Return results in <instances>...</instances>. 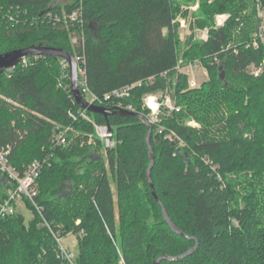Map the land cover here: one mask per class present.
I'll list each match as a JSON object with an SVG mask.
<instances>
[{
  "label": "trees",
  "instance_id": "16d2710c",
  "mask_svg": "<svg viewBox=\"0 0 264 264\" xmlns=\"http://www.w3.org/2000/svg\"><path fill=\"white\" fill-rule=\"evenodd\" d=\"M55 4L0 0V54L43 46L74 56L64 28L72 26L83 33L80 58L92 94L101 97L141 82L122 105L146 118L143 97L165 90L175 79L180 108L162 121L163 132L151 126L149 174L158 203L146 179L150 157L142 120L89 112L90 121L81 118L70 87L56 86L61 59L36 57L34 65L20 62L1 72L0 146L11 148L10 163L20 172L34 161L47 162L34 198L41 214L23 200L18 206L32 214L27 223L18 206L15 214L0 219V264H62L52 233L72 237L76 264H119V254L123 264H155L163 257L158 264H264V42L252 46L259 28L255 1ZM62 7L68 12L81 8L83 28L48 18ZM218 14L227 15L222 26L213 25ZM178 18L189 30L208 28L206 41L187 36L182 46L183 60L199 61L207 69L208 79L199 88L188 89L186 76L175 69L182 61ZM250 65L259 72L248 73ZM103 107L116 110L111 103ZM190 118L200 128L187 126ZM92 123L106 126L115 139L106 156L96 153L100 143L54 144L65 128L72 130L68 143L73 131L93 136ZM0 187L1 201L13 185L0 174ZM40 221L51 226L50 234L38 227Z\"/></svg>",
  "mask_w": 264,
  "mask_h": 264
},
{
  "label": "built area",
  "instance_id": "2783aa9c",
  "mask_svg": "<svg viewBox=\"0 0 264 264\" xmlns=\"http://www.w3.org/2000/svg\"><path fill=\"white\" fill-rule=\"evenodd\" d=\"M255 1L256 8V17L259 20L258 32L255 34L252 46L256 47L258 41L264 42V6L260 3L259 0ZM197 4L194 5L191 10L194 11L197 9ZM54 23H63V24H77L83 28L84 23L82 20V10L81 8H76L71 11L62 10L60 13L52 14L48 17ZM227 19V15H218L216 17V25L222 26ZM179 23V27L187 26L186 20L178 18L176 20ZM82 30V29H81ZM207 38L204 36V41ZM36 58V57H34ZM75 58V57H74ZM27 58H24L21 63L24 65ZM77 63V74H78V89L82 99L96 106H104L105 104H112L115 106L116 110H124L132 112L133 108L130 105H122V100L128 98L131 94V90L140 86L142 83L137 82L130 86H125L119 89H115L112 92L105 94L101 97L92 94L87 85L86 71L82 67L83 59L80 57L75 58ZM64 61V60H63ZM65 67L68 70L67 79H69V67L67 62H65ZM199 61H192L190 63L184 64L181 60L176 66V70L180 73L190 74L191 71L196 69L199 66ZM84 65V64H83ZM15 68V67H14ZM10 70H13L10 69ZM7 70V71H10ZM151 80V79H149ZM143 107L150 110L152 116L156 114V110L159 106V101L154 94L146 95L143 100ZM78 113L81 118L84 120H89L86 116L87 111L80 108ZM90 121V120H89ZM94 131L98 140H100L104 150L111 149L115 145V139L112 136L111 131L106 126H99L94 123ZM72 131L71 128H65L64 130L59 131L54 139V144L56 146H67L68 139L67 133ZM10 154L11 148L9 146H0V174L10 182L13 187L6 192V196L0 201V219L7 218L16 213L17 206L21 204L23 200H27L35 206L37 212L41 214V210L35 205L34 198L37 195V180L40 176L42 166L47 162L43 159L42 161H34L29 164L22 172L15 169L10 163ZM55 242L57 244V258H59L62 264H76L75 263V253L65 247L62 244V238L57 233H52Z\"/></svg>",
  "mask_w": 264,
  "mask_h": 264
},
{
  "label": "rangeland",
  "instance_id": "374dc122",
  "mask_svg": "<svg viewBox=\"0 0 264 264\" xmlns=\"http://www.w3.org/2000/svg\"><path fill=\"white\" fill-rule=\"evenodd\" d=\"M73 1L74 0H55V3H56L55 5L63 6V5L72 3ZM64 9L65 8L62 7V10H64ZM218 15H224V14H218ZM218 15H216L213 19V25L214 26H217L216 25V17ZM181 19H184V18H181ZM191 19L192 18H189V20H191ZM64 28L69 31V34H70L69 41L72 44V46L74 47L75 58L80 57V54H82V45H80L78 42H80V40H82L83 33L80 30H78L72 26H66ZM177 33H178V36L180 38V47H179V57H181L180 59H182V52H183L182 46L185 44L187 36H193V38L196 39L197 41H204V36H206V38H208V28L199 29V28L195 27V28H192L189 30L188 25H187L185 27H179L177 29ZM78 50L80 52H78ZM37 60L38 59H36V58L35 59L34 58L26 59V62L24 65L25 66L34 65L37 63ZM182 62L184 64H187V63H190L192 61H185L182 59ZM46 66L47 65L45 64L44 67H46ZM48 69H51V64H50V66L48 65ZM57 69L59 70V74H58V77L56 80V86L58 89L65 90V89L70 87V80L63 78L64 76L66 77L68 70L65 67V63L62 59L58 61V64H56L55 70H57ZM51 70L55 71L53 69H51ZM246 70L248 73L255 75L256 73L259 72L260 69H257L256 66H254V65H250L246 68ZM179 74H183L186 76L188 89L199 88L201 86V84L208 79L207 69L201 63L199 64V66L196 69L191 71L190 74H184V73H180V72H179ZM151 82L152 81H149V83H151ZM174 84H175V79H174V81L170 80V81H168V83H167L168 86L165 90L159 91V92L154 94L155 97L157 98V100L159 101V106H158V109L156 110V114L154 116H152L150 110L145 108L147 110V116H146L147 123H144L142 121L144 124L149 125L150 127L156 126L157 130L163 132V127L161 126L162 121L164 119L168 118L169 116H171L173 113H177L178 109L180 108L177 105L176 99L174 96V93H175L174 87H173ZM185 122H186L185 124L189 127L197 128V129L200 128V124L192 118L185 120ZM151 130H152V127H151ZM162 137L166 140H174L173 136L172 135L169 136V134L163 133ZM97 143H100V149H99V151H96V153L102 155L103 157L106 156V151L104 150L100 140H98V138L96 137L95 133L93 134V136H90V137L88 136L87 138H85V135H82L81 132L73 131L70 134V139H69V143H68L67 147H69L70 145L71 146L75 145V146H78L80 148L82 146L83 147L84 146L85 147H95V146H97L96 145ZM179 146L181 148L184 147L182 142H180ZM114 147H115V145H114ZM153 155H154V153H153ZM77 160L79 161L80 158H78ZM105 165L107 168L106 163H105ZM236 177L237 176H232L233 179H235ZM239 178H242L241 175H239ZM65 190H68V187H66ZM114 190H115V188L113 186V191ZM240 193H243V192H240ZM0 194H1V187H0ZM38 208H39V206H38ZM33 209L35 210V212H37V210L35 208H33ZM18 211H20L24 215L25 223H27L32 218L31 217L32 214H30L28 211H26L23 207L18 206ZM38 227L46 229L49 234L52 230L51 226L48 227V226L44 225L42 221H40L38 223ZM72 241H74L72 239V237L67 236V237L62 239V244L67 246V247H70L73 250V252L77 253L78 250H77L76 243H73ZM119 257H120L119 264H123L120 254H119Z\"/></svg>",
  "mask_w": 264,
  "mask_h": 264
},
{
  "label": "water",
  "instance_id": "95a60500",
  "mask_svg": "<svg viewBox=\"0 0 264 264\" xmlns=\"http://www.w3.org/2000/svg\"><path fill=\"white\" fill-rule=\"evenodd\" d=\"M50 9L51 8H49L48 10H50ZM27 57H50V58L62 59L65 62H67L68 67H69L70 90H71V93L74 97V100H75L77 106L80 107L81 109L86 110L87 112L92 113V114L101 115L103 117L112 116V115L136 117V118L142 120L144 123H147V119L145 117L137 114V113L124 111V110H110V109H107L104 107L91 105V104L85 102L82 99L80 92H79V89H78V74H77L76 60H75L73 55L66 52L65 50L43 47V46H30L27 48L17 49V50H13V51H10V52L4 53V54H0V73L16 67L17 64H19L24 58H27ZM147 129H148V133L146 136V144H147V147L149 150L150 164H149V168L147 169V172H146V179L150 185L151 194L153 195L154 199L159 203L157 197L155 196V193L153 190V185H152V182L150 179V174H149L150 170L153 166L154 155H153V151L150 147V142H149V138L151 135V127L149 125H147ZM162 212H163L164 218L166 219L163 209H162ZM168 223L170 224L169 221H168ZM191 253L192 252L189 251L183 257H186V256L190 255ZM162 259L166 260L167 257H163V258L158 259L155 262V264H158Z\"/></svg>",
  "mask_w": 264,
  "mask_h": 264
},
{
  "label": "crops",
  "instance_id": "0c3cea01",
  "mask_svg": "<svg viewBox=\"0 0 264 264\" xmlns=\"http://www.w3.org/2000/svg\"><path fill=\"white\" fill-rule=\"evenodd\" d=\"M197 8H198V6H197ZM196 10H197V9H196ZM194 11H195V10H194ZM72 242L75 243L74 241H72ZM73 243H72V244H73Z\"/></svg>",
  "mask_w": 264,
  "mask_h": 264
}]
</instances>
